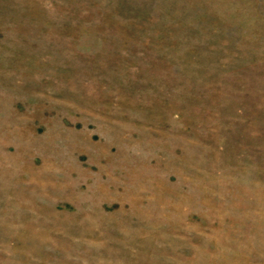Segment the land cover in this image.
Returning a JSON list of instances; mask_svg holds the SVG:
<instances>
[{
  "label": "rangeland",
  "instance_id": "374dc122",
  "mask_svg": "<svg viewBox=\"0 0 264 264\" xmlns=\"http://www.w3.org/2000/svg\"><path fill=\"white\" fill-rule=\"evenodd\" d=\"M0 264H264V0H0Z\"/></svg>",
  "mask_w": 264,
  "mask_h": 264
}]
</instances>
